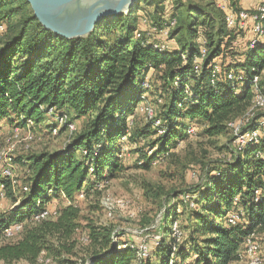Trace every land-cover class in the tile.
<instances>
[{
    "label": "trees",
    "instance_id": "16d2710c",
    "mask_svg": "<svg viewBox=\"0 0 264 264\" xmlns=\"http://www.w3.org/2000/svg\"><path fill=\"white\" fill-rule=\"evenodd\" d=\"M164 1H140L153 6L143 15L150 26L161 29L165 15L176 19L168 37L176 49L159 51L136 38L139 2L128 14L100 20L87 36L66 39L44 29L26 0H0V128L3 123L23 127L25 120L39 126L50 108L78 124L61 151L17 160L29 173V191L17 202L7 190L12 208L0 214V237L13 224L22 223L23 229L15 242L0 244L1 262L34 264L44 253L66 263L62 258L75 255L77 248V195L100 194L98 186L122 171L119 156L147 138L152 140L146 150L134 147L141 153L138 167L148 170L163 160L190 137L185 121L202 126L195 132L201 136L229 139L224 147L229 161L206 169L203 183L194 187L197 195L188 199L190 218L180 221L165 208L164 232L158 243L149 244L144 258L117 248L121 242H114L118 235L113 226L89 224L83 264H231L240 258L245 239L252 234L256 242V233L264 231V134L257 124L264 113L252 119L259 130L257 142L241 152L231 147L228 128L246 112L251 99L253 105L257 93L264 96V16L259 20L262 35L256 34L252 47L239 50L233 42L241 33L227 29L223 13L212 3L172 0L167 12ZM202 41L206 54L196 74L193 64ZM214 64L219 72L213 77ZM229 73L244 79L233 86ZM146 78L148 89L142 87ZM139 104L152 108L164 134L159 135L146 116L144 124L136 122ZM54 199H63L65 206L51 207ZM45 209L57 216L33 223V216ZM233 210L242 213L241 221L226 225ZM168 218L171 224L178 222L179 240L167 228Z\"/></svg>",
    "mask_w": 264,
    "mask_h": 264
},
{
    "label": "rangeland",
    "instance_id": "374dc122",
    "mask_svg": "<svg viewBox=\"0 0 264 264\" xmlns=\"http://www.w3.org/2000/svg\"><path fill=\"white\" fill-rule=\"evenodd\" d=\"M141 1V0H140ZM139 1V11L137 13V27L141 32H149L151 26L143 24L141 17L145 15V12H151L153 6L147 7L144 2ZM172 0H165L163 7L165 10L171 11ZM147 7V8H145ZM169 15H165L163 18L167 19ZM151 37L163 43L169 44L168 41L159 39L160 37L155 33L151 32ZM176 44V42H175ZM177 46V45H176ZM264 78V75H263ZM152 102V100H149ZM153 103V102H152ZM143 104H139L136 107V122L138 124L145 123V113L143 110ZM261 114L257 111L256 116ZM53 123V120L46 116L45 122L42 124L34 125L31 127V140H25L27 131H21L19 134L18 142L15 143L9 155H12L13 164L16 165V179L21 183H26L29 180V173L26 168L21 164H18L17 160L25 158L31 154H39L42 152H59L67 144L69 140V133L63 130L59 135L53 137L49 134L48 125ZM188 124V129L193 128L194 133L189 134L190 137L180 141L165 155L163 160L157 161L148 170H144L138 167L139 160L141 159L140 154L136 153L134 147H128L125 149L120 159L122 164V171L119 172L116 178L110 180L107 186L103 189L100 194L90 193L89 196L83 198H77L76 205L80 210V227L77 230L76 240L77 248L76 254L73 256H64L62 259L66 260L67 264H83L85 258L88 242L86 237L88 234L87 226H113L115 230L119 229V240L120 242H137V237L131 233V231L144 230L151 225H155L148 231L141 234L140 237L145 238L146 241L152 245L153 237L157 236L160 238L164 230H162L164 224L161 226L162 218L160 214L164 213L165 208L170 210L171 215L175 213L180 221L187 220L190 218V209L188 208L186 199L183 194L187 193L186 196L192 198L194 193V187L203 183L202 178L205 175L206 169H210L219 164L220 161H229V155L225 152L224 147L228 145L229 139L227 136H220L216 138H206L195 132L202 129V126ZM77 123H75L76 125ZM257 124H263V120ZM78 125V124H77ZM195 125V126H194ZM11 127V126H10ZM258 127V125H257ZM14 128H8L6 133L1 135L3 140L8 139L12 135ZM188 129L187 133H188ZM259 131V130H258ZM16 140V141H17ZM25 140V141H23ZM152 139L147 138L140 142L135 148H142L146 150V145ZM25 144H28L27 149L24 148ZM9 147L7 143L0 145V156L3 153H7L6 150ZM194 173L195 177H191ZM101 193L108 195L112 198H123L129 202L126 210L116 212L112 218L105 217L104 213L100 208ZM172 193H177L178 197H172ZM12 198L6 197L2 201V210L4 212L11 209ZM184 200V201H183ZM58 206H62L59 200H57ZM134 213L135 217H130V213ZM162 216V215H161ZM166 224L170 229L171 222L170 218ZM179 221V222H180ZM160 227V228H159ZM168 235V234H167ZM165 234L166 238L167 236ZM21 236L16 235L13 239L6 241L7 243H13ZM256 242L259 244V255L262 263L264 264V231L258 232L254 236ZM4 242V243H6ZM0 264H5L0 261ZM10 264H28L24 261L13 262ZM231 264H247L243 256V247L241 248L240 258Z\"/></svg>",
    "mask_w": 264,
    "mask_h": 264
},
{
    "label": "built area",
    "instance_id": "2783aa9c",
    "mask_svg": "<svg viewBox=\"0 0 264 264\" xmlns=\"http://www.w3.org/2000/svg\"><path fill=\"white\" fill-rule=\"evenodd\" d=\"M208 2L212 3L219 11L223 13L224 21L226 24L227 29L237 32V33H242L248 28V23L251 22V30L253 33L252 39L249 41L248 46L252 47V42H256V29H253L252 26V17L255 16L256 14H264V0H261L259 5L255 10L252 12H248L246 10H241L238 9L234 3L236 0H207ZM142 23L143 24H148L150 25L148 19L146 17H141ZM176 25V19L175 18H170L168 17L165 19L163 23V27L161 29H157L155 27L150 28L149 32H141L137 31L136 32V38L140 39L142 41V44L144 45H151L153 48L159 50V51H164L169 49L168 45L166 43H163V41H158L153 39L151 36L152 33H156L161 39L164 41L169 40V32L175 27ZM142 35L145 36V40L142 39ZM234 45L237 44V40L233 42ZM202 46H200V55L199 57H196L194 59V72L198 74L200 72V67L202 63V59L206 54V50L204 48V42L202 41L201 43ZM219 72V67L217 64H214L212 66V75L213 77ZM227 79L230 80L233 84L235 85L236 82H241L244 78L243 75H234L232 73L227 74ZM215 78L212 79V84H214ZM142 87L144 89L149 88V82L147 78L142 84ZM43 110V109H42ZM143 112L145 113V116L147 119L152 121V126L156 130V132L159 135L164 134L165 130L160 122L159 119H156L154 117V113L152 108L149 105H144L143 108H141ZM45 116L48 118L52 119L54 123H52V127L49 130V134L53 137L59 135V130L61 128H64L67 133H69V136H71L75 131H76V126L74 123H71L68 121L67 117L65 115H60L59 112H56L54 109L50 108L47 113H45ZM263 120V134H264V115H261L260 118ZM23 127L15 126L14 129L12 130V135L6 140H3L1 135H0V145L2 143H7L9 147L7 148L6 152L3 153L0 156V214H2V201L6 198L7 196V190L10 189L11 193L13 196L17 199V202L21 199L23 195H25L29 191V184L27 183H21L16 179L15 171H16V165L13 163V158L12 155H9L8 153L12 151L15 143H12L13 140L15 142H18L19 140V134L21 131H27V135L25 136V140H31V132L30 129L32 126L35 125V123L32 120H25ZM228 128L231 130V133L233 135V140L231 142V147H233L236 151L241 152L245 146L248 144H252V99L250 102V105L246 112L238 119L237 121L230 122L228 124ZM194 129L190 128L188 129V134H193ZM17 140V141H16ZM23 140V141H25ZM29 147L28 144H25L24 148L27 149ZM122 155L119 156L121 158ZM22 163L24 161L22 160ZM155 164V163H154ZM191 177H195V174L192 173ZM108 181H105L101 183L98 186V190L100 192L103 191V189L107 186ZM101 198H100V208L102 212L104 213L105 217L107 218H112L116 212H121L123 210H126L128 207L129 202L126 201L123 198H112L108 195H104L101 193ZM84 195L83 193H80L77 195V198H83ZM184 199L186 201L188 200V196H185ZM14 205H17L15 203ZM39 206V203L37 204ZM190 206H193V203H190ZM12 208V206H11ZM162 213L160 214V219L162 218ZM57 216L56 211L52 210H43L38 213H36L33 218L32 222L37 223L42 220H48V219H54ZM130 217H135V214L132 212L129 214ZM242 218V213L239 210H233L228 213L226 216L224 222L226 225H235L241 221ZM152 228H155V225H151L147 227L144 230H139L138 231H131L133 235H135L138 239L137 242H121L117 248L118 249H130L134 250L139 258H144L147 256L149 250H150V245L146 241L145 238L140 237L141 234L145 231H148ZM171 233L172 237L176 238L179 240L180 238V231H179V226L178 222L174 221L171 226ZM23 229V224L22 223H16L13 224L12 226H9L4 229L2 236L0 237V244L4 243L5 241L13 239L17 234H19ZM119 229L116 230L117 232V238H113L114 242L119 240ZM160 240L159 237L154 236L153 237V243H158ZM243 256L247 262V264H252V234L249 235L244 243H243ZM34 264H67V263H59L56 260H53L52 258L46 256V254L42 253L39 255V257L36 259ZM168 264H173V261L170 260Z\"/></svg>",
    "mask_w": 264,
    "mask_h": 264
},
{
    "label": "water",
    "instance_id": "95a60500",
    "mask_svg": "<svg viewBox=\"0 0 264 264\" xmlns=\"http://www.w3.org/2000/svg\"><path fill=\"white\" fill-rule=\"evenodd\" d=\"M41 26L66 39L87 36L100 20L128 14L140 0H26Z\"/></svg>",
    "mask_w": 264,
    "mask_h": 264
},
{
    "label": "crops",
    "instance_id": "0c3cea01",
    "mask_svg": "<svg viewBox=\"0 0 264 264\" xmlns=\"http://www.w3.org/2000/svg\"><path fill=\"white\" fill-rule=\"evenodd\" d=\"M237 4L236 6L238 7V9L241 10H246L248 12H252L253 10H255L257 8V6L259 5V3L261 2V0H236ZM253 24V22H252ZM253 37V33L251 30V22L248 23V28L241 33V35L238 37L237 39V44L236 47L239 50H242L243 48H245L247 46V44L249 43V41L252 39ZM168 47L169 49H176V44L175 41L173 39H169L168 40ZM14 128L13 125H9L6 123H3L1 128H0V135H3L4 133H6L8 128ZM57 200H53L54 204L51 207H57L58 202H56ZM61 204H63L62 206H65V201L62 199V201L60 202ZM59 207V206H58Z\"/></svg>",
    "mask_w": 264,
    "mask_h": 264
},
{
    "label": "bare ground",
    "instance_id": "6f19581e",
    "mask_svg": "<svg viewBox=\"0 0 264 264\" xmlns=\"http://www.w3.org/2000/svg\"><path fill=\"white\" fill-rule=\"evenodd\" d=\"M264 14H256L255 16L252 17V22H253V27L254 29H256V34L258 36L262 35V28L260 25V19L263 18ZM254 42H252L253 44ZM254 83H257V79H254ZM257 111L259 112H263L264 113V96H262L261 94H256L254 99H253V105H252V119L255 116V114L257 113ZM263 127V124H261ZM252 137H256V138H252L253 142H257L258 138H259V131L258 129H256L253 124H252ZM259 245L252 241V264H261L262 260L261 257L259 255Z\"/></svg>",
    "mask_w": 264,
    "mask_h": 264
}]
</instances>
